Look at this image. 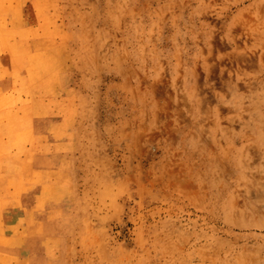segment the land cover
<instances>
[{"label":"rangeland","instance_id":"obj_1","mask_svg":"<svg viewBox=\"0 0 264 264\" xmlns=\"http://www.w3.org/2000/svg\"><path fill=\"white\" fill-rule=\"evenodd\" d=\"M6 50L10 264H264V0H0Z\"/></svg>","mask_w":264,"mask_h":264},{"label":"bare ground","instance_id":"obj_2","mask_svg":"<svg viewBox=\"0 0 264 264\" xmlns=\"http://www.w3.org/2000/svg\"><path fill=\"white\" fill-rule=\"evenodd\" d=\"M22 126L23 119L15 121L9 111L0 113V136L2 134H7L9 136L7 140L1 139L0 137V203L2 204V208H0V264H7L6 260L9 256L12 257L17 255L20 249L23 251H30L31 248H35L38 241L37 238H35V232L36 230L38 232L40 230V227H38L39 225L36 224V227L26 218H22L21 222L25 227L24 233L9 236L10 230L14 228L13 221L3 216L5 211H9L7 205L9 203L8 201L11 199V195H3L7 187H11V184L14 182L17 186L21 185L27 187L25 183L27 175L21 166L22 161H20L14 153H10L11 144H16L17 132L24 129L26 132V125L24 127ZM29 158L33 163L37 162V158H32V154H29ZM13 174H15V176H13ZM24 190L26 191V189ZM20 199L21 196H18L16 201L20 202ZM29 264H33L32 258L29 259Z\"/></svg>","mask_w":264,"mask_h":264},{"label":"crops","instance_id":"obj_3","mask_svg":"<svg viewBox=\"0 0 264 264\" xmlns=\"http://www.w3.org/2000/svg\"><path fill=\"white\" fill-rule=\"evenodd\" d=\"M6 58H8V50H6V52H4L2 55H0V65L2 64V61L5 60ZM10 82L12 83V88L9 87L10 89H9V92H7V93L12 94V92L15 91L14 88L16 86V78L14 80H11ZM17 95H18V93H17ZM4 139H9V138L4 137ZM14 151H15V149H14ZM13 176H15V174H13ZM24 189H26V191ZM32 192H33V188L32 187H25V186H21V185L20 186H17L15 184V182L13 184H11V187L8 186L7 187V190L3 192V195L4 196L5 195H7V196L8 195H11V199L8 201L9 203L7 202L8 203L7 208H8L9 211H5V214H3V216L6 219H8V220H13L14 216L16 215V209H19L20 210V204L18 203V201H16V198H18V196L20 197V196H23V195H26V194H32ZM32 202L33 203H31V206L38 204L35 199ZM0 208H2V204L1 203H0ZM0 216H1V214H0ZM17 223H18V221H15L14 224H13V226H16ZM30 223L33 224V225H35V226H36V224L39 225L38 224V221H36V220L35 221H32L31 220ZM21 227L22 226H20V225L18 226L19 229H21ZM38 227H40V226H38ZM37 232L38 231L36 230V232H35V238H39L41 236V234H42V232H40V230H39L38 233ZM43 233H44V231H43ZM14 234L16 235L15 229L12 230V232H9V236H15ZM44 238H48V236L45 235ZM43 253H41V255H40L41 257H42V254ZM6 261H7V264H10V262L8 261V259Z\"/></svg>","mask_w":264,"mask_h":264}]
</instances>
